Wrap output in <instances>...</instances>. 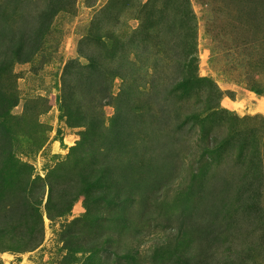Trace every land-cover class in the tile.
<instances>
[{
    "label": "rangeland",
    "instance_id": "obj_1",
    "mask_svg": "<svg viewBox=\"0 0 264 264\" xmlns=\"http://www.w3.org/2000/svg\"><path fill=\"white\" fill-rule=\"evenodd\" d=\"M161 2L0 0V264H264V0Z\"/></svg>",
    "mask_w": 264,
    "mask_h": 264
},
{
    "label": "trees",
    "instance_id": "obj_2",
    "mask_svg": "<svg viewBox=\"0 0 264 264\" xmlns=\"http://www.w3.org/2000/svg\"><path fill=\"white\" fill-rule=\"evenodd\" d=\"M172 0H162L161 2V10H160V17H161V25L162 27H164V25L162 23L165 22V14L167 15V11L168 10H171L172 8H174L175 10V14L177 16V13L178 11L180 10L181 13L186 16L187 13L185 11V8H184V2L180 5V4H175L173 2H171ZM173 5H177V6H174V7H171ZM152 11L148 14L149 17L151 15ZM162 15V16H161ZM152 20H151V17L148 18V21H147V24L145 25V30H148V29H151L153 27V24H151ZM185 47L187 48H190L189 46L185 45ZM185 47H183V50H185ZM183 55H184V59L190 57L189 53L186 52V51H183ZM192 58V56L190 57ZM183 64L182 66V70H183V73L182 75L180 76V78H178V88L180 86H182V93L180 94V97L182 99H185L187 97L190 98L191 95H194L196 93L192 92L194 90V86L198 84V82H200V79L198 78V76H196L195 73H193V68H194V64H189L186 65L184 60L181 58V65ZM176 90V93L179 92V90Z\"/></svg>",
    "mask_w": 264,
    "mask_h": 264
}]
</instances>
